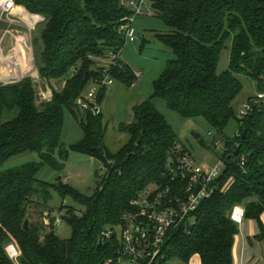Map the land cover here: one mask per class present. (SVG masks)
Wrapping results in <instances>:
<instances>
[{"label": "trees", "instance_id": "obj_1", "mask_svg": "<svg viewBox=\"0 0 264 264\" xmlns=\"http://www.w3.org/2000/svg\"><path fill=\"white\" fill-rule=\"evenodd\" d=\"M150 1L157 18L170 28L156 37L174 58L154 82L153 95L132 107L133 120L119 124L127 140L113 151L106 142L103 113L82 111L77 100L98 75L94 59L122 51L126 45L119 27L123 18L132 15L131 8L123 0H14L45 18L36 63L52 96L41 99L31 76L0 84V118L15 115L0 125V167L27 152L40 157L39 162L0 172V264H106L116 259L118 235L104 240L103 232H121L123 216L134 211L131 201L140 190L156 182L168 183L163 176L165 165L180 142L154 100H163L183 117L202 116L223 133L236 118L234 103L244 87L241 77L251 78L258 90H264V0ZM226 48L230 49L229 66L218 72ZM136 72L121 60L110 69L115 81L126 86L136 83ZM54 83L63 85L58 88ZM107 90L104 87L99 93L101 105ZM66 110L84 132L71 148L101 161L105 169L91 196L61 178L56 183L38 179L45 166L55 170L65 166L69 152L62 146ZM241 130L245 138H238L239 146L223 156L227 168L221 181H233L201 203L194 225L170 234L166 259L158 264L176 259L190 264L195 255L201 264H233L239 226L230 219V212L238 204L245 207V218L257 224L255 239L264 241V111L250 114ZM241 155L246 159L243 167ZM51 188L85 207L84 211L72 206L60 209L71 227L70 238H61L55 226L44 225L40 219ZM9 243L20 252L16 261L6 252Z\"/></svg>", "mask_w": 264, "mask_h": 264}, {"label": "rangeland", "instance_id": "obj_2", "mask_svg": "<svg viewBox=\"0 0 264 264\" xmlns=\"http://www.w3.org/2000/svg\"><path fill=\"white\" fill-rule=\"evenodd\" d=\"M44 19L43 17L42 21L40 20L41 22L32 31L29 30L28 26L30 25L25 19L22 21L23 26L11 25L7 20L5 22L0 21V57L4 58V60L0 59V84L4 82L8 83L3 77L7 75L8 68L12 66L17 79L31 76L39 86L38 93L41 99L43 97V100H48L44 98L42 93L43 91L48 92L50 99L52 89L48 83L42 82L38 71V64L36 63L42 46L39 30ZM135 27L137 29V37L133 40H127L126 45L121 51L120 58L133 71H141L142 75L137 79L134 86H126L120 81H114V84L108 87L106 97L102 103L104 121L108 127L106 142L113 151L117 150L127 140V135L118 128L119 124L129 123L133 120L132 107L153 95L154 82L161 76L168 61L174 58L172 51L167 48L163 41L156 37L158 32L170 31V28L160 18H157L156 15L140 16L135 21ZM21 44L24 45L26 50L24 56L20 49ZM228 45H231V42H228ZM109 56L110 54H106L105 57L99 56L94 59L96 70L99 69L98 67H103L100 66L101 64H106V62L110 61ZM229 61L230 49L226 48L221 55L218 72L226 70L229 66ZM241 79L244 87L234 103L236 111H238L248 96L258 91L255 81L251 78L243 76ZM54 84L58 88L63 85L61 83ZM90 87L91 84L88 85L87 90ZM154 103L174 129L178 140L203 165L217 164L223 154L224 150L218 149L214 145L215 138L222 142L227 138L234 139L240 129V124L235 117L230 120L223 133H221L202 116L186 118L170 109L166 102L161 99H155ZM14 116L13 113L10 115L4 114L0 118V125ZM83 137L84 132L80 122L70 111L66 110L62 146L69 152L65 166L61 170L45 166L38 173V179L49 183H56L61 178L63 181L77 188L81 194L86 196L93 195L98 179L105 174V169L101 161L71 148L72 145L82 140ZM57 158L61 159L59 156ZM39 161L40 157L38 153L27 152L10 159L0 167V172L9 168L22 166L29 162ZM50 192L51 199L47 204V208L42 211L40 219L44 225L55 226V231L61 238H70L72 233L71 227L62 218V211L60 209L63 206H72L84 211L85 207L75 201L70 195L63 197L53 188L50 189ZM58 221L60 222L59 224ZM195 261L196 259L192 260L191 264L195 263ZM170 264L182 263L176 259L171 261Z\"/></svg>", "mask_w": 264, "mask_h": 264}, {"label": "built area", "instance_id": "obj_3", "mask_svg": "<svg viewBox=\"0 0 264 264\" xmlns=\"http://www.w3.org/2000/svg\"><path fill=\"white\" fill-rule=\"evenodd\" d=\"M122 3L131 8L132 15L122 19L123 24L120 25L119 32L124 34L126 40L136 39L135 21L140 16L155 15L152 2L150 0H123ZM18 7L22 10L15 11ZM26 11L25 7L16 5L14 0H0V21L7 20L11 25L23 26L22 13ZM32 15L36 18L34 23L28 26L30 31L35 29L43 19V16L39 14ZM109 54L110 61L101 64L102 68L98 67V75L89 83L91 87L77 100V106L82 111H88L93 115L103 113L99 93L104 87L114 84L115 79L110 74V69L116 65L118 60H121V51H111ZM135 74L139 78L142 72L137 71ZM12 76L15 77L13 70L3 78L6 82H11ZM262 82L264 85V77H262ZM134 85L135 83L132 86ZM42 94L45 99H49L48 92L43 91ZM262 111H264V90H258L249 96L236 112V119L240 124L237 136L234 139L227 138L223 142L214 139V145L224 150L219 162L215 165L200 164L181 142L176 143L172 148L173 155L169 157L163 172L168 183L164 185L156 182L140 190L131 201L135 208L134 211L123 216L125 223L121 227V232L118 234L112 229L103 232L104 240L115 234L119 238L117 257L107 261L106 264H158L161 260H165V244L170 234L180 227L186 230L194 225L196 223L195 212L201 203L211 198L217 190H226L228 184L233 181L229 179V182L225 184L221 181L227 168L223 156L230 153L235 146H239L236 141L245 133L241 130L243 121L250 114ZM235 156L238 157V154ZM245 162V156H239L241 167L245 165ZM230 219L240 226L245 219V207L240 204L235 205L230 212ZM5 249L9 257L16 261L20 254L17 246L9 243ZM170 262L168 261L167 264Z\"/></svg>", "mask_w": 264, "mask_h": 264}, {"label": "crops", "instance_id": "obj_4", "mask_svg": "<svg viewBox=\"0 0 264 264\" xmlns=\"http://www.w3.org/2000/svg\"><path fill=\"white\" fill-rule=\"evenodd\" d=\"M20 49L24 56V45L21 44ZM0 59L4 60L3 57H0ZM6 69L5 71H7ZM9 70H12V66L11 68H8V72ZM262 221L264 223V214L262 215ZM256 227L257 224L252 219L248 218H245L242 224L239 226V233L235 238L234 244L233 264H264V241L255 239V235L258 233V227ZM194 259H196V261L193 264H201V258L199 255H195L191 259V262Z\"/></svg>", "mask_w": 264, "mask_h": 264}, {"label": "bare ground", "instance_id": "obj_5", "mask_svg": "<svg viewBox=\"0 0 264 264\" xmlns=\"http://www.w3.org/2000/svg\"><path fill=\"white\" fill-rule=\"evenodd\" d=\"M22 10L21 8H16L15 11ZM23 19H25L29 24H33L35 21L36 16H33L30 12L26 11L22 13ZM26 53V50L24 51V54ZM7 72V71H6ZM34 72V71H33ZM4 73V72H3ZM2 74V73H1Z\"/></svg>", "mask_w": 264, "mask_h": 264}, {"label": "water", "instance_id": "obj_6", "mask_svg": "<svg viewBox=\"0 0 264 264\" xmlns=\"http://www.w3.org/2000/svg\"><path fill=\"white\" fill-rule=\"evenodd\" d=\"M11 82H15V81H18L19 79H17L16 77H11ZM197 137H198V135H197ZM244 138H245V133H244V136H243ZM238 152H239V148L237 149V151L235 152V155H237L238 154ZM29 227V221L28 220H26L25 221V223H24V228L25 229H27Z\"/></svg>", "mask_w": 264, "mask_h": 264}]
</instances>
